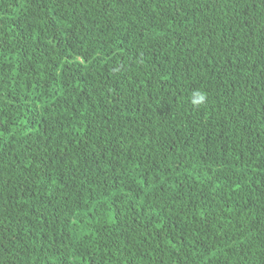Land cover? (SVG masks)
Here are the masks:
<instances>
[{
	"label": "trees",
	"instance_id": "1",
	"mask_svg": "<svg viewBox=\"0 0 264 264\" xmlns=\"http://www.w3.org/2000/svg\"><path fill=\"white\" fill-rule=\"evenodd\" d=\"M0 264H264V0H0Z\"/></svg>",
	"mask_w": 264,
	"mask_h": 264
},
{
	"label": "clouds",
	"instance_id": "2",
	"mask_svg": "<svg viewBox=\"0 0 264 264\" xmlns=\"http://www.w3.org/2000/svg\"><path fill=\"white\" fill-rule=\"evenodd\" d=\"M207 96L202 90H193L191 94V103L194 107H198L206 102Z\"/></svg>",
	"mask_w": 264,
	"mask_h": 264
}]
</instances>
